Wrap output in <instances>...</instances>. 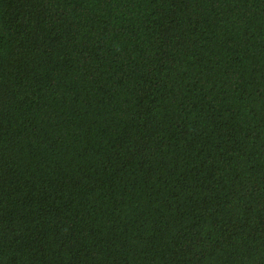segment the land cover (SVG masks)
Returning a JSON list of instances; mask_svg holds the SVG:
<instances>
[{
  "label": "trees",
  "instance_id": "1",
  "mask_svg": "<svg viewBox=\"0 0 264 264\" xmlns=\"http://www.w3.org/2000/svg\"><path fill=\"white\" fill-rule=\"evenodd\" d=\"M0 264H264V0H0Z\"/></svg>",
  "mask_w": 264,
  "mask_h": 264
}]
</instances>
